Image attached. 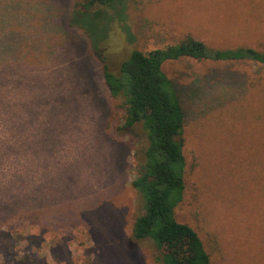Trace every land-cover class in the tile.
Here are the masks:
<instances>
[{
	"label": "rangeland",
	"instance_id": "rangeland-1",
	"mask_svg": "<svg viewBox=\"0 0 264 264\" xmlns=\"http://www.w3.org/2000/svg\"><path fill=\"white\" fill-rule=\"evenodd\" d=\"M77 1L0 0V264H163L151 240L133 237L144 211L133 157L145 133L122 129L123 99L111 97L87 34L69 26ZM125 1L134 42L114 23L100 49L114 73L133 50L188 36L264 52V0ZM164 71L186 110L177 220L213 264H264V65Z\"/></svg>",
	"mask_w": 264,
	"mask_h": 264
},
{
	"label": "trees",
	"instance_id": "trees-1",
	"mask_svg": "<svg viewBox=\"0 0 264 264\" xmlns=\"http://www.w3.org/2000/svg\"><path fill=\"white\" fill-rule=\"evenodd\" d=\"M125 9V0H78L69 26L87 34L93 53L102 62L111 97L123 99L117 105L118 111L124 113L122 129L142 126L145 133L146 143L133 157L136 177L131 185L144 202L143 213L134 221L133 237L151 240L160 251L163 264H213L199 233L176 218V210L183 203L186 190V110L178 85L168 77L164 67L183 61L247 60L264 65V52L244 47L213 49L188 36L163 48L133 50L114 73L100 49L107 30L114 23L122 24L124 30L126 27L128 41L134 42L127 21L120 16H126ZM33 47L34 43L31 49ZM29 69L30 73L36 72V67Z\"/></svg>",
	"mask_w": 264,
	"mask_h": 264
}]
</instances>
